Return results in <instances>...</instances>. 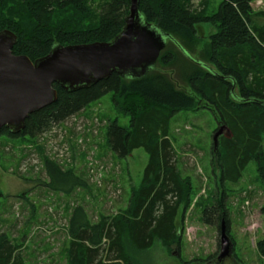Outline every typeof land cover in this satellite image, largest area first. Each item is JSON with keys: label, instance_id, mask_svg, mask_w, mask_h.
Instances as JSON below:
<instances>
[{"label": "trees", "instance_id": "obj_1", "mask_svg": "<svg viewBox=\"0 0 264 264\" xmlns=\"http://www.w3.org/2000/svg\"><path fill=\"white\" fill-rule=\"evenodd\" d=\"M212 1L201 0L196 5L194 0H140L145 21L179 45L168 42L155 69L135 80L112 74L77 91L55 85L59 96L54 105L31 115L18 134L7 128L0 131V136L13 140H35L110 93L134 106L128 110V126L111 122L108 141L120 157L146 150L149 163L141 187L132 193L124 212L96 224L89 221L84 207L73 209L68 264H138V255L156 242L169 251L180 246L177 219L183 208L185 220L194 189L177 166L170 139V125L178 113L209 110L231 134L221 136L216 149L213 145V163L220 171L217 185L223 191L204 210L206 224L214 225L217 215L220 229L224 222L229 233L227 186L237 184L251 162L257 163L264 188V11L254 12L252 6L264 0H222L218 7ZM130 7L131 0H0V32L14 33L18 42L13 54L35 62L55 45L111 42L124 29ZM205 24L212 25L216 33L209 37L201 62L216 74L187 56H192L189 46L201 41L197 26ZM160 67L175 69L179 81L195 96L178 89ZM45 168L54 192L70 194L82 186L54 162L47 160ZM3 197L0 192V211ZM261 213L264 216V206ZM257 249L264 260V240ZM0 264H29L23 246L6 233H0Z\"/></svg>", "mask_w": 264, "mask_h": 264}, {"label": "rangeland", "instance_id": "obj_2", "mask_svg": "<svg viewBox=\"0 0 264 264\" xmlns=\"http://www.w3.org/2000/svg\"><path fill=\"white\" fill-rule=\"evenodd\" d=\"M221 1L213 0V6L218 7ZM199 2L194 0L196 5ZM252 6L254 12L264 11L263 1ZM214 33L212 25L197 26L201 41L189 46L197 62L204 61L202 51ZM158 69L178 89L195 96L179 81L175 69ZM129 109L135 108L110 93L35 140L0 136V192L4 195L0 233L23 246L29 264H68V229L74 208L84 207L93 224L128 208L132 193L141 187L149 155L144 148L126 157L116 155L110 149L108 129L113 121L128 126ZM220 127L206 109L184 111L173 117L170 139L183 178L192 182L193 202L185 220L183 208L177 219L180 246L169 251L156 242L138 255V264H264L257 249L264 240V188L256 162L248 165L237 184L227 186L228 234L233 242L230 257L219 259L221 234L217 215L214 225L203 220L204 210L213 206L223 191L217 185L220 171L213 163V138ZM47 160L71 173L82 186L70 194L52 191L45 168Z\"/></svg>", "mask_w": 264, "mask_h": 264}, {"label": "water", "instance_id": "obj_3", "mask_svg": "<svg viewBox=\"0 0 264 264\" xmlns=\"http://www.w3.org/2000/svg\"><path fill=\"white\" fill-rule=\"evenodd\" d=\"M139 1L131 0L125 27L111 42L55 45L47 56L35 62L27 56L14 55L18 37L8 30L0 32V131L7 128L18 134L31 115L54 105L59 96L55 85L65 91H77L90 88L112 74L135 80L155 69L168 42L178 44L172 36L145 21ZM199 64L216 74L208 65ZM222 135L231 137L225 126L213 138L215 149ZM220 234L221 260L231 256L233 242L224 222Z\"/></svg>", "mask_w": 264, "mask_h": 264}]
</instances>
